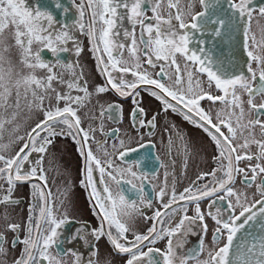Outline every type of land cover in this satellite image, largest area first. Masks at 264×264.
I'll return each instance as SVG.
<instances>
[{
  "label": "snow or ice",
  "instance_id": "snow-or-ice-1",
  "mask_svg": "<svg viewBox=\"0 0 264 264\" xmlns=\"http://www.w3.org/2000/svg\"><path fill=\"white\" fill-rule=\"evenodd\" d=\"M55 7L69 11L59 0ZM76 8L79 19L58 28L53 13L38 2L0 0V219L6 222L0 228V264H66L69 254L72 264H111L99 258L95 247L103 237L115 253L126 257L125 264H264V3L81 0ZM75 33L88 38L104 77V83L91 89L79 61L62 58L64 53L79 57L83 52ZM220 44L231 45L227 57L217 55ZM12 48L18 51L19 68L6 55ZM38 70L44 75H37ZM108 92L132 98L129 119L138 147H128L124 139L108 144V138L119 137L120 129L105 132V116L117 122L122 118L121 105L105 107L100 102ZM141 92L160 104L150 117L141 106ZM94 97L97 112L89 115ZM33 112L42 118L20 134V121ZM169 112L200 129L215 148L214 166L179 191L171 153L175 147L181 155L183 175L191 149L175 124L164 128L168 164L150 152L141 155L142 149L155 145L150 139L144 142L140 129L152 137L158 118ZM97 132L105 138L97 140ZM125 136L128 142L133 139L127 132ZM57 137L77 145L83 158L80 184L88 190L98 218L96 228L85 224L66 239L61 230L72 220L66 211L58 214L44 167ZM132 154L137 158L127 159ZM153 159L165 168L159 190L152 183L158 172L146 170ZM48 164L51 169V158ZM25 184L31 199L22 227L12 222L8 209L22 203L14 194ZM146 184L160 203L151 216L141 208L153 206ZM61 195L66 198L67 189ZM136 217L152 221L145 232L135 230ZM208 220L213 222L211 247L204 239ZM189 235L197 236V243L185 248ZM77 239L91 249L86 261L72 248L61 247ZM160 240H166L163 250L155 247Z\"/></svg>",
  "mask_w": 264,
  "mask_h": 264
},
{
  "label": "flooded vegetation",
  "instance_id": "flooded-vegetation-1",
  "mask_svg": "<svg viewBox=\"0 0 264 264\" xmlns=\"http://www.w3.org/2000/svg\"><path fill=\"white\" fill-rule=\"evenodd\" d=\"M29 5H34L37 2L41 4L43 7L47 8V10L51 11L56 19L59 21L57 27L60 25L67 23L71 25L74 20L79 19V14L76 8V5L81 3V0H59V2L63 5V7L68 8L69 11L65 14L62 9H58L55 7L56 0H26ZM264 3V0H256V4L260 5ZM88 9L85 8V17L84 22H88ZM151 14V13H149ZM255 28V25L253 26ZM78 36V39L83 47V52L79 57H76L74 52L64 53L62 54V58L65 61H79V65L83 68L84 77L89 82V86L94 84H102L104 83V77L101 76L96 67V61L94 59L93 54L90 52V45L88 38L80 33H75ZM239 39V37L237 38ZM73 45L70 43L69 48L71 49ZM211 47V44L209 45ZM231 49V45L229 44H220V46L216 49L217 55L223 53L226 57L229 55ZM237 49L239 46L237 45ZM44 55L46 57H50V53L45 52ZM127 55V53H125ZM242 55V53H240ZM40 71V70H39ZM65 79H68L67 73H65ZM54 86H56L54 84ZM63 90V89H61ZM75 94V93H74ZM141 97L143 98L141 106L145 108L146 112L149 114V117L153 112L159 111L160 104L155 98L149 96L146 92H141ZM97 98H93V104L88 106V114L92 115L94 112H97L95 107V100ZM100 102L107 106L109 103H117L122 106V118L117 122L116 120L109 119L105 116L103 120L104 131L109 132L112 129L119 128L120 133L119 137H110L108 138V144L111 145L113 142L119 144L120 139H124L126 141V145L128 147H138L136 133L132 131V125L129 119V114L133 110V102L132 98H121L118 97L114 92H108L99 97ZM205 106H207V102H204ZM37 115V114H36ZM42 118L40 115H37L36 121ZM88 120L84 119V126L87 127ZM169 124H175L177 130L180 134L186 139L191 149V156L188 159V166L183 175L181 173V167L183 164V160L181 155L176 151L175 147L171 153V159L175 161V171L177 173L178 182L177 189L182 190L183 187L187 186L191 180L195 179L197 173L201 171H209L214 163L212 161V156L215 154L214 146L209 142L208 138L205 134L195 126L189 124L187 121H184L183 118L176 114L169 112L167 117L163 116V114L158 118L157 128L154 130L155 134L152 137L147 136V129H140V132L144 134V142H148L149 139L154 143V149H142L141 155L147 151L152 153L153 156H159L160 162L164 164H168L169 157L164 149V143L167 141L168 133L164 132V128ZM95 127V122L93 123ZM257 129V133H258ZM129 133L133 139L131 142H128L127 136L125 133ZM105 137L101 135V133H96V139L102 140ZM93 149L95 150V145L93 144ZM109 151H112L109 148ZM255 151V148H253ZM51 158L53 160L52 168L49 169L48 160ZM136 154H132L127 159H136ZM117 164L121 162L116 160ZM124 166V165H121ZM45 170L48 175V186L51 188L53 197L56 199V203L58 205V214L67 212L68 216L71 218L72 222L66 225L61 231L63 233L62 239H66L67 236L75 233L78 229H81L83 225H87V228H96L98 226V218L94 214L92 203L89 199L88 190L81 186L80 181L83 177V158L78 154L77 145L68 138H60L57 137L54 144L49 149V155L45 157ZM155 169L158 172V177L152 181L153 184L156 185V190H159L160 183L163 180L165 168L159 167L158 162L153 159L151 164L146 163V170L149 172ZM133 170H136L134 167ZM94 175L98 176V173ZM107 179V178H105ZM39 182V181H34ZM99 186V185H98ZM239 186V185H238ZM111 187L115 190V185L112 184ZM67 189V195H61L64 190ZM145 190L152 196L153 206L152 208H146L141 205L142 211L147 215L151 216L154 210L160 207V203L155 199L153 188L151 185L146 184ZM18 192H20V196L16 197L22 200V205L19 210L8 209L10 213L12 222L21 223L23 227V223L27 217V208L30 202V186L25 184L23 186L18 187ZM63 200V204H60V201ZM139 203V202H138ZM207 201L202 202V208L206 206ZM23 215L22 218L13 217L18 214ZM189 215H192V211L189 210ZM179 217H177L178 219ZM176 221L173 220V224ZM6 223V222H5ZM152 221L145 222L142 217L135 218V230L138 232H145L147 227L150 226ZM167 220L165 221V225H167ZM209 223V232L208 235L204 238L205 243L211 247V235H212V225L213 222L208 220ZM3 227V220L0 219V228ZM23 231L20 233L23 236ZM8 238L11 240V234L8 233ZM86 239L89 243H93V238L87 234L85 231ZM197 236L189 235L187 237V243L185 244V248L194 247L197 243ZM95 247L99 250V258L109 259L111 264H125L126 257L120 254L115 253L112 249L110 243L108 242L106 237L101 238L99 241H95ZM176 241L174 240V244ZM62 248H72L79 254H82L85 261L91 254L90 247H86L84 242L77 239L72 243H65L61 245ZM155 247L160 249L166 248V240H160L156 243ZM53 251H55L53 249ZM179 251V250H178ZM16 252H19V246L16 249ZM203 254L201 255V259H203ZM73 257L71 254L65 257L66 264H72ZM191 264V262H190Z\"/></svg>",
  "mask_w": 264,
  "mask_h": 264
},
{
  "label": "rangeland",
  "instance_id": "rangeland-1",
  "mask_svg": "<svg viewBox=\"0 0 264 264\" xmlns=\"http://www.w3.org/2000/svg\"><path fill=\"white\" fill-rule=\"evenodd\" d=\"M5 35L8 36L9 33L6 32ZM7 42H8L9 44L12 43V41H11L10 38H9V40H8ZM36 48H37V46H36V45H33V50H34V51L36 50ZM6 55L11 57V59H12V61H13V64L16 65V67H18V68L21 67V66L19 65V63H18V61H19V55H18V51H17V49L12 48L11 51H10V53H6ZM37 75H44V73H43V71H39V70H38V71H37ZM36 114H37V115H40L39 112H33V113L30 114V116H29L28 119H26V120H21V121H20V123H21L20 134H23V133H24L25 131H27L31 126L34 125V123H35V121H36V117H37ZM23 115H25V113H22V116H23ZM40 117H41V115H40ZM39 119H40V118H39ZM18 196H20V192L16 191L15 194H14V197L16 198V197H18ZM20 205H22V204H20ZM20 205L16 206V207H15V210H19V209L21 208ZM9 209L12 210V209H14V208H9ZM2 212H3V206H0V214H2ZM13 217H16V218H22L23 215H21V214L19 213L18 215H15V216H13ZM4 224H5V221L3 220V225H4Z\"/></svg>",
  "mask_w": 264,
  "mask_h": 264
}]
</instances>
